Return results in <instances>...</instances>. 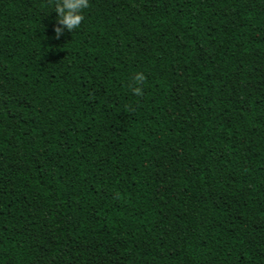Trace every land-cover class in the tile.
Here are the masks:
<instances>
[{
    "label": "trees",
    "instance_id": "obj_1",
    "mask_svg": "<svg viewBox=\"0 0 264 264\" xmlns=\"http://www.w3.org/2000/svg\"><path fill=\"white\" fill-rule=\"evenodd\" d=\"M49 3L0 0V264H264V0Z\"/></svg>",
    "mask_w": 264,
    "mask_h": 264
},
{
    "label": "clouds",
    "instance_id": "obj_2",
    "mask_svg": "<svg viewBox=\"0 0 264 264\" xmlns=\"http://www.w3.org/2000/svg\"><path fill=\"white\" fill-rule=\"evenodd\" d=\"M90 6V0H50L51 12L56 14L53 26V38L59 40L67 31L73 33L84 21V11ZM50 12V13H51ZM146 80L142 72H137L128 87L134 96L143 94V84Z\"/></svg>",
    "mask_w": 264,
    "mask_h": 264
}]
</instances>
